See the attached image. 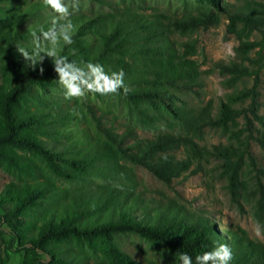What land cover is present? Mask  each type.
I'll return each mask as SVG.
<instances>
[{
    "label": "trees",
    "instance_id": "obj_1",
    "mask_svg": "<svg viewBox=\"0 0 264 264\" xmlns=\"http://www.w3.org/2000/svg\"><path fill=\"white\" fill-rule=\"evenodd\" d=\"M2 1L0 168L14 177L0 191V224L11 236L7 247L31 254V264H87L80 251L97 245L106 247H101L104 259L90 264H142L113 241L117 233L134 232L167 246L178 260L187 253L193 264L197 255L219 243L232 249L230 264H264L263 243L241 228L220 230L202 211L189 212L177 201L147 198L137 189L133 168L142 166L170 184L194 164L189 174L198 172L200 161L211 155L221 161L231 196H242L243 156L255 166L247 149L250 141L264 151V115L259 113L264 104L258 100L264 40L250 39L254 32H264V4L207 0L208 6L170 16L144 13L139 10L147 8L129 0L114 3L106 12L73 14L74 43L63 45L61 55L77 64L99 63L108 73H125L127 93L91 92L102 104L95 108L87 97L73 102L52 99L51 90L60 85L52 59L44 57L41 75L39 66L28 67L17 51H31V33L46 31L56 14L43 1L11 10ZM221 16L228 20L226 34L238 40L235 56L202 69L194 58L198 42L191 35L218 25ZM28 17L37 21L22 29ZM174 36L189 38L178 41ZM213 72L225 77L221 82L226 87L244 78L253 83L225 93L216 107L211 101L191 104L189 98H198L205 86L203 75ZM109 106L125 115L121 131L102 119ZM83 121L87 126L79 127ZM138 128L156 132L141 138ZM205 128L218 129L229 143L200 146ZM179 149L181 159L172 153ZM255 194L254 211L264 226L261 183Z\"/></svg>",
    "mask_w": 264,
    "mask_h": 264
},
{
    "label": "rangeland",
    "instance_id": "obj_2",
    "mask_svg": "<svg viewBox=\"0 0 264 264\" xmlns=\"http://www.w3.org/2000/svg\"><path fill=\"white\" fill-rule=\"evenodd\" d=\"M43 0H5L2 1V5L7 9L24 8L27 3L39 2ZM103 3H98L91 0H79L78 8L73 14H94L96 12H106L110 10V7L117 3L119 5L129 3V0H104ZM133 6L145 7L139 11L144 13H163L165 15L176 16L187 12H194L196 8L202 6H208L207 0H130ZM235 5L245 3H263L264 0H225ZM110 2L112 4H110ZM51 13V9H48ZM48 10L46 19H48ZM45 19V18H44ZM43 19V20H44ZM37 20L35 17H28L27 20L21 25L22 29H25ZM228 20L224 16H221V21L218 25L208 27L206 29H198L195 31L191 38H195L198 42V52L194 58L201 63L202 69L212 68L216 61L224 60L229 61L234 58V47L238 44V40L233 34H226V24ZM178 41L186 40L189 37L174 36ZM250 39L264 40V32H254ZM28 42H32V38H28ZM253 52H251V55ZM264 54V48L262 50ZM217 72L206 73L203 75L205 86L200 92V96L196 98L192 96L189 98L191 104L203 105L207 101H211L214 107H216L225 93L234 89H240L243 86L250 87L253 83L252 78H244L242 81H238L236 85L232 87H226L221 81L224 79ZM259 98L260 103L264 104V69L260 72V84H259ZM51 98L56 100L65 99V90L61 85L58 88L51 90ZM90 99L95 108L98 105H102L98 100L94 99L91 92L86 90L85 96ZM80 98L68 99L69 102L81 100ZM248 100L243 103L246 106ZM239 106V105H237ZM105 114L103 121L107 125L113 124L117 130L121 131L125 126L126 118L123 112L115 107L109 106L104 108ZM101 111H97L100 114ZM259 113L264 115V105L259 109ZM241 122V120L239 119ZM73 124H67L69 127ZM87 126L86 122H80L79 127ZM156 132L152 129H137V135L141 138L151 137ZM65 141V139H64ZM200 146L211 148L217 144H228V138L222 134L218 129L205 128L203 139L198 142ZM231 143H235L231 140ZM236 146V144H234ZM249 153L253 156V166L248 158V155L243 156V161L240 169V180L243 181V189L241 195L235 200L227 186V179L223 173L220 159L214 156H208L200 161L201 168L198 172L189 174V171L196 165L191 166L188 172H184L180 177L174 178L170 184H165L157 179L151 172L142 166H134V171L137 175L138 191H143L147 198H156L163 201L174 200L183 205L189 212H201L210 217L217 228L220 230L226 229H243L247 235L255 240L264 244V233L260 237H257L254 232V227L259 224L262 228L261 219L256 216L254 211V203L257 197L255 194L256 186L261 183L264 186V151L260 146L250 141L247 147ZM176 154L178 159L184 157L182 149L172 152ZM262 171V172H261ZM186 175V176H185ZM14 180V177L6 173L0 168V191L3 186L9 181ZM6 226L0 224V262L3 264H31L30 256L24 253V251L14 252L12 248L7 247V244L11 240L10 234H8ZM114 244L119 250L134 261L142 264H180L179 260L174 254H172L167 246L156 243L143 235L134 232H123L114 235ZM73 242H70V247L73 248ZM106 249L105 246H101ZM100 246H85V250L80 251L84 254V259L87 264L94 261H102L104 259L102 248ZM78 248H76L77 250ZM78 251V250H77ZM86 255V256H85ZM40 258L39 256H36ZM45 259V257H41ZM47 259V258H46Z\"/></svg>",
    "mask_w": 264,
    "mask_h": 264
},
{
    "label": "clouds",
    "instance_id": "obj_3",
    "mask_svg": "<svg viewBox=\"0 0 264 264\" xmlns=\"http://www.w3.org/2000/svg\"><path fill=\"white\" fill-rule=\"evenodd\" d=\"M43 2L56 14V18L46 31L41 30L39 34L36 31L31 33L33 45L31 51L24 47H16L28 67L36 70L39 66L38 70L42 75L45 71L42 67L44 57L51 58L58 82L65 90L66 99L84 97L86 90L100 95L118 94L121 89L127 93L128 87L124 83L125 73L122 69L108 73L99 63L82 61L81 64H77L67 56L61 55L63 45L74 43L76 26L72 23L71 17L78 8L79 0H43ZM254 232L260 237L264 233V228L257 224ZM232 259V249L225 243H219L211 251L197 255L195 264H230ZM179 262L193 264V259L187 253H181Z\"/></svg>",
    "mask_w": 264,
    "mask_h": 264
}]
</instances>
